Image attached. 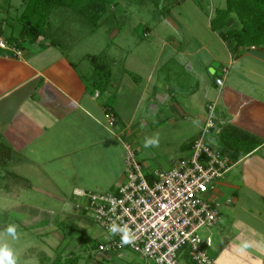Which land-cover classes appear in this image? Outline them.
I'll list each match as a JSON object with an SVG mask.
<instances>
[{
	"label": "crops",
	"instance_id": "1",
	"mask_svg": "<svg viewBox=\"0 0 264 264\" xmlns=\"http://www.w3.org/2000/svg\"><path fill=\"white\" fill-rule=\"evenodd\" d=\"M1 15L2 9L4 20ZM162 40L151 67L137 72L131 68L133 62L126 66L107 90L114 96L104 100L105 94L88 84L69 56L47 37L33 42V50H22L21 57L12 51L0 53V115L9 114L0 124V139L16 152L11 166L29 164L38 171L51 165L56 176L70 183L64 195L115 188L125 173L126 143L139 155L145 139L159 134L157 155L150 147V155L138 159L147 171L170 168L181 158L176 156L179 152L189 153L208 106L215 103L213 144L225 124L257 135L262 143L227 173L225 190L233 195L217 188L221 201L234 197L233 203L223 206L236 211L228 214V219L235 218L226 234L229 221L220 219L222 243L210 251L217 264H264L262 225L241 216L246 212L262 218L264 212V48H236L214 30L209 40L196 39V47L189 41ZM204 68L211 69L209 74ZM218 77L222 85L217 84ZM110 104L118 115L116 126L105 117ZM33 187L32 183L28 190ZM245 241L259 252L238 251ZM93 250L88 251L91 256Z\"/></svg>",
	"mask_w": 264,
	"mask_h": 264
},
{
	"label": "rangeland",
	"instance_id": "2",
	"mask_svg": "<svg viewBox=\"0 0 264 264\" xmlns=\"http://www.w3.org/2000/svg\"><path fill=\"white\" fill-rule=\"evenodd\" d=\"M22 1L3 0L0 3V9L3 10L1 16L5 18L2 20L0 17L3 34L1 37L4 40L20 35L23 23L20 17L25 9ZM109 1L112 5L107 17L97 20V24L71 7L60 6L52 10L49 17L51 22L44 26L43 37L54 41L55 46L69 56L78 68L80 75L91 85L96 77V70L90 55H100L110 64L112 83L116 77L123 74L126 66H131L132 62L131 68L137 72L141 71V67L144 69L151 67L150 65L162 49V39H175L184 43L189 41L193 47L198 46L196 39L209 40V36L213 34L214 30L212 26H209L211 20L217 16V9L227 7V0ZM9 4L11 5L9 6ZM232 25L233 27L241 26L237 17H233L229 21V26ZM33 48L34 43L28 39L22 42V50H33ZM209 71H211L210 68L208 71L206 70L208 74ZM102 93L105 94L103 100L114 95L105 90ZM8 116V113L3 112L0 115V124L6 121ZM211 136L212 134L208 140L212 142ZM213 142L217 144L215 139ZM154 150V147L153 151L150 150V147L145 148L143 153L137 154V158H146L151 152L157 155ZM185 154L181 151L176 156L182 157ZM149 161L150 159L145 162ZM50 166L46 164L38 171L29 164L10 166V169L29 178L34 187L31 190H23L17 199L0 195V226L2 227L0 242L7 243L11 247L17 264H40L41 260L45 264H50L57 253L62 252L65 256L72 250L79 255V264L151 263L132 249L114 251L111 254L97 251L99 241L106 236L105 230L88 213L92 221L91 224L78 221L71 216V213L84 212L77 208V204L82 201V198L72 193L64 195L69 192L70 183L61 179L60 176H56ZM224 185V179L220 180L217 183V188L225 190L226 186ZM113 189L115 188L97 192L113 191ZM62 193L64 196H61ZM226 193L228 196L233 195L230 191H226ZM229 198L234 199V197ZM226 199L222 201L220 207L221 220L223 219L225 224L226 221H229L228 226L224 227L225 234L231 228V220L235 218L233 215L228 219V214L231 211H236L234 208L223 206ZM241 216L249 222L252 220L253 223H260L264 231V212L262 218L258 215V218L248 217L246 212ZM9 225L16 226V238L7 234L6 229ZM219 230L217 225L201 231L203 237L211 235L212 246L215 249L222 243ZM91 248L94 249L95 255L89 254ZM246 250L250 254L259 252L257 249L252 251V247ZM258 260L260 261V259ZM218 262H222L221 259ZM234 263L236 262L234 261Z\"/></svg>",
	"mask_w": 264,
	"mask_h": 264
},
{
	"label": "built area",
	"instance_id": "3",
	"mask_svg": "<svg viewBox=\"0 0 264 264\" xmlns=\"http://www.w3.org/2000/svg\"><path fill=\"white\" fill-rule=\"evenodd\" d=\"M0 48L21 57L22 49L0 37ZM217 84L223 79L218 77ZM106 120L115 126L113 110L106 108ZM216 104L208 106L200 135L189 153L170 168L147 171L136 151L126 143L125 173L113 191H78L77 204L105 230L97 251L111 254L132 249L149 264H217L211 254L212 237L202 236L203 229L219 224L222 201L216 197L217 183L226 178L233 166L230 156L210 144L208 138L217 127ZM232 198L226 204L233 203ZM116 224L126 228L131 241L122 243L123 233H111Z\"/></svg>",
	"mask_w": 264,
	"mask_h": 264
},
{
	"label": "trees",
	"instance_id": "4",
	"mask_svg": "<svg viewBox=\"0 0 264 264\" xmlns=\"http://www.w3.org/2000/svg\"><path fill=\"white\" fill-rule=\"evenodd\" d=\"M22 5L25 9L20 17L23 22L20 35L6 40L8 44L20 49L24 40L36 42L44 35V26L51 22L49 17L55 7H71L97 24V20L107 17L112 4L109 0H23ZM216 12L217 16L211 20V26L225 41L233 43L236 48L251 45L264 48V0H227V7L219 8ZM233 17L238 18L241 23L240 27H233V25L228 27ZM1 27L2 25H0V37L3 35ZM7 51L0 48V53ZM90 59L96 70L92 86L101 92L107 91L111 86L110 64L100 55H90ZM132 76L136 77L134 73ZM107 107L111 108L116 116V126L118 115L111 104ZM209 142L223 153L228 154L232 163L237 162L262 143L257 135L231 124L220 127L217 144ZM191 147L192 144L190 149ZM15 160V150L0 139V195L12 199L19 198L23 190H28L32 186L31 181L10 169ZM71 216L78 221L92 223L86 211L71 213ZM186 256L188 262L193 264L188 253ZM40 264L45 263L41 260ZM50 264H79V255L74 251L65 256L62 252L57 253Z\"/></svg>",
	"mask_w": 264,
	"mask_h": 264
},
{
	"label": "clouds",
	"instance_id": "5",
	"mask_svg": "<svg viewBox=\"0 0 264 264\" xmlns=\"http://www.w3.org/2000/svg\"><path fill=\"white\" fill-rule=\"evenodd\" d=\"M159 146V134H155L153 137L146 138L144 142V147H154ZM6 232L8 235L12 236L13 238H16L17 231L15 225H9L6 229ZM110 232L115 233H123L122 235V243L127 244L131 241V236L129 234V231L126 228H121L117 226L116 224H112L110 227ZM252 244L245 241L243 242L239 247L238 251L243 252L244 250L251 247ZM0 264H17L16 257L14 255L13 250L7 243L0 242Z\"/></svg>",
	"mask_w": 264,
	"mask_h": 264
},
{
	"label": "water",
	"instance_id": "6",
	"mask_svg": "<svg viewBox=\"0 0 264 264\" xmlns=\"http://www.w3.org/2000/svg\"><path fill=\"white\" fill-rule=\"evenodd\" d=\"M2 227L0 226V229H1Z\"/></svg>",
	"mask_w": 264,
	"mask_h": 264
}]
</instances>
